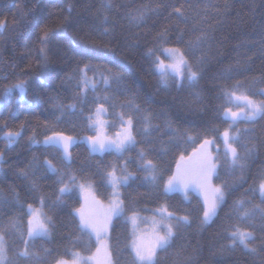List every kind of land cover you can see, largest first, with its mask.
<instances>
[{"label":"trees","instance_id":"trees-1","mask_svg":"<svg viewBox=\"0 0 264 264\" xmlns=\"http://www.w3.org/2000/svg\"><path fill=\"white\" fill-rule=\"evenodd\" d=\"M112 2L113 7L106 11L105 0H0V21L5 23L0 29V231L5 235L10 260L15 264H54L59 258L69 260L73 252L90 255L96 245L92 237L79 231L75 213L81 204L79 194L73 188L57 201L60 180L67 182L75 176L76 184L91 183L98 200L105 203L111 196L105 173L113 166L119 173L124 165L134 178L120 189L125 213L113 219L109 231V251L114 261L130 264L131 233L125 217L133 210L151 214L164 206L177 217L188 216L190 223L175 230L171 247L160 254V264H182L186 257H192V264H262L264 231L260 225L264 222L259 215L250 229L256 236V255L240 247L225 252L220 249L229 243L227 233L234 225L249 226L238 220L235 202L249 201L248 207L260 204L259 193L252 189L264 173V119L254 125H236L241 130L250 128L248 135L258 146L243 182H234L223 159L220 135L228 127L222 88L236 80L243 81L253 93L264 88V0ZM157 5L158 13L148 14L142 24H129V12ZM176 7H182L183 18L174 14ZM106 14L108 25L103 23ZM105 26L113 29L108 37L100 34ZM45 29L55 35L42 44L40 37ZM166 29V46L180 47L187 52L189 63L201 69L194 86L187 80L180 86L169 80L168 87H163L153 58L146 55L150 48L157 47ZM202 32L207 39L198 49L189 50V41H195ZM42 47L46 54L41 53ZM201 56L205 58L202 64L198 63ZM85 64L97 71L111 68L122 74V80L112 82L107 90L100 83L95 91L89 88L81 92L79 69ZM229 68L232 72L226 78L224 73ZM88 76L92 77L93 71ZM21 81L25 86L23 97L18 90L7 91ZM106 95L107 132L113 134L120 128L121 112L130 114L134 147L122 154L93 153L85 142L77 141L69 149V162L60 149L43 143L45 137L56 133L75 138L93 136L87 117ZM129 98H134L139 111L128 106ZM254 99L259 101L264 96L257 94ZM145 116L152 125L147 135L143 131ZM9 130L20 133L11 145L3 138ZM205 138H214L215 147L219 146L218 176L213 183L229 187L217 215L202 224L200 198L193 193H188L187 199L178 193L166 194L163 185L181 155L188 156ZM142 149L158 169L155 186L145 181L139 168ZM45 160L52 161L57 171L48 170ZM235 176H239L238 171ZM41 198L43 211L51 218L49 234L29 242L30 251L39 253L40 259L17 261L15 253L25 246L27 206H40ZM13 220L21 225L19 229L8 227Z\"/></svg>","mask_w":264,"mask_h":264},{"label":"snow or ice","instance_id":"snow-or-ice-1","mask_svg":"<svg viewBox=\"0 0 264 264\" xmlns=\"http://www.w3.org/2000/svg\"><path fill=\"white\" fill-rule=\"evenodd\" d=\"M105 10H110L113 7L112 0H105ZM159 5L155 8H149L144 6L137 12H129L127 19L129 24L139 26L142 24L148 14H156L159 11ZM227 7V4H226ZM174 14L178 18H183L184 13L182 7L174 8ZM109 17L106 14L104 16L103 23L108 25ZM5 26L4 21H0V29ZM113 29L110 26H105L100 33L102 36L108 37L111 35ZM55 35L53 30H42L40 37L41 43L45 44L51 36ZM159 44L155 49L150 48L146 55L152 57V63L159 75L163 87H168L169 80H173L178 86L182 85L183 81L187 80L190 86H194L201 74V69L194 68L187 58V52L180 47H168V30L166 29L159 36ZM178 40L182 39V36L177 37ZM207 39L206 33H201L195 41H189V50L198 49L203 42ZM95 42V41H94ZM110 41L105 43L107 47ZM41 53H45V48H41ZM163 55L167 59L161 58ZM204 57L201 56L198 63L204 62ZM93 71V76L89 77L88 72ZM232 69L225 70L224 76L230 78ZM71 79V77L69 78ZM122 74L114 72L111 68L104 71L94 70L89 64H85L79 69V85L81 92H86L91 88L95 91L100 83H102L107 90L114 81H121ZM18 90L21 97L25 94L24 82H18L13 85L7 91ZM223 96L226 101V106L223 108V115L226 121H228V127L222 133L223 137V159L229 167L230 172L234 176V182H243L245 179V171L248 168L249 161L254 157L258 151V146L254 142L253 138L248 135L251 131L250 128L239 129L236 127L240 122H245L249 125H254L258 119H264V99L256 100L255 95L264 96V88L259 89L258 93L251 92L245 83L241 80H236L230 86L222 88ZM197 97L199 94H196ZM100 101V97L96 98ZM109 100L106 95L103 97V102H98L94 112H91L88 117L89 126L96 129L94 136L86 138L89 144L91 152H111L115 151L122 154L129 150L130 147H134L136 139L134 136V122L133 117L130 114L121 112L119 119L121 122L120 130L116 132L115 136H109L104 131L107 121L102 117L107 113L108 109L105 107V103ZM129 107L136 108L139 111V106L135 105L134 98H129L127 101ZM69 108H74V105H69ZM127 116V118H125ZM152 128L150 118L144 117L143 131L147 135ZM18 131H7L4 133V140L8 145L13 144L19 137ZM191 139V137H189ZM243 141V142H242ZM44 143L46 145H54L58 149L62 150L65 160H71V153L69 151L71 145L74 143V138L70 136H64L56 133L53 136L45 137ZM216 144L214 138H205L200 145V149L196 153L198 156L196 165L189 167L177 163L176 171L169 175L167 180L164 181V192H181L187 199L189 190H196L202 196L203 208H202V224H207L213 217L217 215V210L220 205L225 201L226 192L228 190L227 184H214L213 178L218 176V167L220 161L219 146L217 145V152L214 154L210 148ZM139 168L144 173V179L149 184L155 186L158 181V169L151 159H148L145 151L142 149L139 152ZM3 159V154L0 153V160ZM185 157L181 155L180 161H184ZM44 164L47 169L55 172L57 169L53 165L52 161L45 160ZM239 172V176H235L236 172ZM27 177V173H23ZM134 178L133 174L127 172L126 166L117 172L116 166H113L111 170L106 171L105 180L106 183L112 189V199L109 202L107 208L103 212L101 218L100 214L89 210L88 200L99 205L101 208L104 206L100 204L99 200H96L94 193L92 192V185L87 183H80L78 185L80 192L85 200V203L80 208L75 209L76 215L79 217V231L82 236H88L89 239L93 235L97 242H102L107 239V231L114 218H119L125 213L124 200L121 199L120 189L127 186L128 181ZM61 187L59 189V195L57 201H61L63 195L73 191L76 186V177L72 176L67 182L63 179L60 180ZM36 184L33 182V189L35 190ZM252 191L258 192L260 196V204L248 207L249 201L238 200L235 202V209L238 214V220L241 223H247L248 227H241L234 225L227 233V239L229 243L222 245L220 251H231L237 247L245 250L246 253L256 255L258 253L257 247L254 246L256 236L252 228V221L259 215V218L264 222V173L261 174L259 184ZM87 193V195H84ZM43 198H41V207L34 208L32 204H28L27 208V238L24 239V248L15 253L17 261L23 260H39V253L30 251L29 242L37 237H45L49 234L51 218L47 216L43 211ZM159 213V220H156L155 214L153 217V228L147 235H137L135 230L133 232V239L130 243V264H160V254L167 252L172 245L174 236L176 235V229H179L183 225L190 223L188 216L177 217L174 213L169 212L166 207L157 209ZM133 224L134 229L137 225V221L141 219L136 211H132V215L128 217ZM8 227L19 229L21 225L17 224L14 220L10 221ZM261 231H264V223L260 225ZM23 235V233H22ZM195 251V250H194ZM264 251V249H262ZM47 254V250H45ZM97 255L101 253V248L96 250ZM103 261L97 260V264H119V261H114L112 253L109 251L107 244L103 245ZM73 259L71 261L64 258H59L54 261V264H81L83 257L79 252L72 253ZM96 256L89 257L88 259H95ZM0 264H15L13 260L9 258V250L5 242V235L3 231H0ZM182 264H192V257H186ZM264 264V261H262Z\"/></svg>","mask_w":264,"mask_h":264},{"label":"rangeland","instance_id":"rangeland-1","mask_svg":"<svg viewBox=\"0 0 264 264\" xmlns=\"http://www.w3.org/2000/svg\"><path fill=\"white\" fill-rule=\"evenodd\" d=\"M161 58H162V59H165V62H166V63L168 62L167 59H166L163 55L161 56ZM105 116H106V114L102 117V119H104V120L106 121ZM223 116H224V115H223ZM91 128H92V127H91ZM93 130H94V135H95V134H96V129L93 128ZM119 130H120V128H119L117 131H119ZM104 131L106 132L107 135L112 136V137H114L115 134H116V132H117V131H116V132L113 133V134H109V133L107 132V124H106V126H105ZM94 135H93V136H94ZM73 138H74V143L77 142V141H82V142H85V143L88 145V147H89V144L87 143V140H86L87 137H82V138H75V137H73ZM220 138H221V142H222V151L224 152V147H223V137H222V134L220 135ZM202 142H203V141H202ZM202 142H200L198 145H196V147L192 150V152H191L188 156H185L184 161H180V158H179L178 161H177V163L180 162L182 165H187V166H189V167H194V166L196 165V162H197V159H198V156L196 155V153H197L198 150L200 149V145L202 144ZM43 143H44V141H43ZM44 144H45V143H44ZM210 150H211L213 153H214V151H217V148L215 147V144L211 146ZM213 150H214V151H213ZM61 151H62V150H61ZM113 152H115V151H113ZM93 153H100V152H93ZM115 153H117V152H115ZM62 154H63V152H62ZM118 154H120V153H118ZM177 163H176V166H177ZM176 166H175L174 172L176 171ZM122 168H124V165L122 166ZM174 172H173V173H174ZM79 184H80V183H77L76 186H74V188H75V190L77 191V193L79 194V197H80V200H81V204H80V207H81V205L85 203V200H84V198H83V196H82V194H81V192H80V189H79V187H78ZM87 184H91V183H87ZM91 185H92V184H91ZM110 188H111V187H110ZM92 192L94 193V195H95V197H96V200H98V198H97V196H96V194H95V192H94L93 186H92ZM172 193H178V194L182 195L183 197H185L184 194L181 193V192H172ZM172 193H167V194H172ZM188 193H193V194H195L196 196H198V197L200 198L202 204H203L202 196L199 194L198 191H196V190H189ZM84 195H87V193H85ZM111 199H112V189H111V196H110V199H109L107 202H105V203L100 202V204L104 206L103 208H101L99 205L94 204V203L91 201V198L89 197V200H88L89 210L92 211V212H95V213L100 214V216H101V218H102V216H103V212H104V210L107 208V206H108L109 202L111 201ZM33 207H34V208H39V207H41V205L38 206V207H35V206H33ZM80 207H79V208H80ZM163 207H164V206H163ZM160 208H161V207H160ZM160 208H158V209H160ZM27 211H28V208H27ZM151 212H152L151 214H138V216H139L141 219H139V220L137 221V225L135 226V229H134L133 224H132V223L130 222V220L128 219V217H130L131 215L125 217V221L128 223L129 228H130L131 240L133 239V232H134V230H135V233H136L137 235H147L148 233L151 232V230H152V228H153V217H154V214H155V217H154V218H155L156 220H159V218H160V217H159V213L157 212V209L152 210ZM76 216H77V215H76ZM77 217H78V216H77ZM213 218H214V217H213ZM78 219H79V217H78ZM208 223H209V222H208ZM111 224H112V223H111ZM110 227H111V225H110L109 228H108V231H107V239H106V240H103L102 242H99V243H98L97 240H96V238H95V235L92 236V238H93V240H94V242H95V245H96L95 250H94L90 255H83V254L80 253L81 257H83V259H82V261H81V264H97V260H101V261H103V259H104V255H103V245H104V244H107V245L109 246V243H108L109 240H108V238H109ZM47 236H48V235H47ZM26 238H27V233H26ZM98 247L101 248V253L97 255L96 250H97ZM73 253H74V252H73ZM93 256H96V258H95V259H91V260L88 259L89 257H93ZM72 259H73V256L71 255V258L69 259V261H71Z\"/></svg>","mask_w":264,"mask_h":264}]
</instances>
